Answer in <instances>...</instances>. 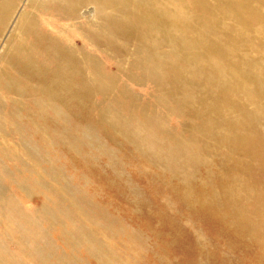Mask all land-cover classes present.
Returning <instances> with one entry per match:
<instances>
[{"label":"rangeland","instance_id":"rangeland-1","mask_svg":"<svg viewBox=\"0 0 264 264\" xmlns=\"http://www.w3.org/2000/svg\"><path fill=\"white\" fill-rule=\"evenodd\" d=\"M96 2L0 0V264H264V102L244 92L237 108L211 118L216 101L209 98L222 93L218 79L199 69L166 75L163 57L156 78L143 76L150 67L131 68L127 60L140 51L138 42L102 26L111 9ZM262 22L249 26L258 25L260 37ZM59 43L64 57L54 49ZM164 45L161 56L170 49ZM257 83L264 93V81ZM235 118L246 128L247 118L261 126L247 131L254 145L221 141L245 132Z\"/></svg>","mask_w":264,"mask_h":264},{"label":"bare ground","instance_id":"bare-ground-1","mask_svg":"<svg viewBox=\"0 0 264 264\" xmlns=\"http://www.w3.org/2000/svg\"><path fill=\"white\" fill-rule=\"evenodd\" d=\"M3 1V0H2ZM10 1V0H9ZM85 1V0H84ZM92 2V0H90ZM93 1H97V2H101L104 1V4L109 7L108 9H111V14L108 13L107 16L102 17V22L100 23L102 26H104L105 28L109 25L113 28V35L115 36H128L132 38L133 41H137V45H139V47H137V50L140 49V51H134L133 49V54H131V52H129L131 55L129 57H127V60H132L133 63L131 64V68H133L134 64H138V66H144V64L148 65L150 67H148L149 70H147L150 74H146V72L142 73L143 76L145 77H153L156 73L159 74V71L156 72V68L159 66L158 64L160 63V61L158 60V57H160V59L165 60V63L167 65V68H165V70L163 69V67H161L168 75V73H179V74H183L185 72H191L195 69H199L202 70V72L205 73L206 78L211 79L212 77L217 78L221 85V89L219 91H221L222 93H219V95H216L214 98H209L210 101L211 100H215L212 105H207L208 106V116L210 115L211 118L212 117H221V114L223 113V109L225 108V106H233L236 107L239 106L241 103V99L242 97H246L244 96V92L248 93L249 99H258L260 101L264 102V93L262 91V85H259L258 79H261L262 81H264V68L262 66L263 62H264V36L260 37L259 36V29L255 26L249 27L250 25H252L255 20H264V8L262 6H260L261 4H264V0H93ZM89 2V1H88ZM96 2V3H97ZM107 2V3H106ZM7 3V2H6ZM10 3V2H9ZM80 3V2H79ZM87 3V2H86ZM95 3V5H96ZM10 5V4H9ZM12 5V4H11ZM70 5V4H69ZM77 5V4H76ZM87 5V4H86ZM94 5V6H95ZM4 6V5H3ZM49 6V5H48ZM73 6V5H72ZM5 7V6H4ZM12 7V6H11ZM45 7V6H44ZM52 7V6H51ZM75 7V6H73ZM261 7V8H260ZM78 8V7H76ZM80 8V7H79ZM3 9V8H2ZM11 9V8H10ZM8 8V10H10ZM46 9H50V8H46ZM69 9V8H68ZM45 10V8H44ZM57 10V9H56ZM55 10V12H56ZM71 10V9H70ZM79 10V9H77ZM31 11V10H30ZM29 11V12H30ZM3 12V11H2ZM7 12V11H6ZM9 12V11H8ZM44 12V11H43ZM73 13V11H70ZM79 13V11H77ZM126 12L128 13L127 16ZM102 13V12H101ZM31 14V13H30ZM50 14V13H49ZM70 14V13H69ZM88 14V13H86ZM7 15V14H5ZM68 15V14H67ZM66 15V16H67ZM76 15V14H73ZM1 17V15H0ZM8 17V16H7ZM71 17V16H69ZM74 17V16H72ZM5 18V17H4ZM2 18V19H4ZM31 18V17H30ZM34 18V17H33ZM76 19H78L77 16H75ZM226 18L228 20H226ZM28 19V18H27ZM69 19V18H68ZM29 20V19H28ZM67 20V19H66ZM73 20V19H71ZM75 20V19H74ZM101 20L100 15H99V19L94 22L93 24H97L99 21ZM3 21V20H2ZM21 21V20H20ZM31 21V20H30ZM35 21V20H34ZM79 21V19H78ZM33 22V21H32ZM37 23V21H35ZM34 22V23H35ZM81 22H79L80 24ZM264 23V22H262ZM33 24V23H30ZM38 24V23H37ZM37 24H33L34 27H36ZM107 24V25H106ZM260 24V22H259ZM27 25V24H26ZM29 25V24H28ZM30 26V25H29ZM32 26V25H31ZM260 26V25H259ZM263 26V24H262ZM261 26V27H262ZM23 28V27H22ZM21 28V29H22ZM25 28V27H24ZM65 28V27H64ZM77 28V27H76ZM81 28V27H80ZM93 28V27H92ZM116 28V29H115ZM26 29V28H25ZM30 29V28H28ZM75 29V28H74ZM82 29V28H81ZM80 29V30H81ZM27 30V29H26ZM79 30V31H80ZM87 30V29H86ZM20 31V30H19ZM22 31V30H21ZM82 31V30H81ZM88 31V30H87ZM86 31V32H87ZM119 33V35L117 34V32ZM24 32V31H23ZM28 32V31H26ZM35 32V30H34ZM33 32V33H34ZM77 32V31H76ZM90 32V31H89ZM263 32V31H262ZM30 33V32H28ZM55 33V32H54ZM59 33V32H58ZM94 37H97L98 33H101L100 31H94L92 32ZM91 33V34H92ZM26 34V33H24ZM35 34V33H34ZM88 34V33H87ZM28 35V34H27ZM26 35V36H27ZM36 35V34H35ZM101 35V34H100ZM99 35V37H100ZM112 35V36H113ZM24 36V35H23ZM39 36V35H38ZM25 37V36H24ZM43 37V36H42ZM58 37V36H57ZM62 37V36H61ZM67 37V36H66ZM37 38V37H36ZM41 38V36H40ZM39 38V40H40ZM54 38V37H53ZM81 38V37H80ZM85 38L84 36L81 38L83 39ZM116 38V37H115ZM59 39V38H58ZM64 40V38H62ZM112 39V38H110ZM121 39V37L119 38ZM118 40L121 41V40ZM35 40V39H34ZM33 40V41H34ZM51 40V39H48ZM54 40V39H53ZM86 40L93 42L94 39H92L91 37H87L86 36ZM101 40V39H100ZM108 40V39H107ZM27 41V40H26ZM44 41V40H43ZM42 41V42H43ZM52 41V40H51ZM56 41V40H55ZM66 41V40H65ZM64 41V42H65ZM106 41V40H105ZM36 42V41H35ZM41 42V43H42ZM46 42V41H45ZM49 42V41H48ZM54 42V41H53ZM114 42V41H112ZM116 42V40H115ZM123 42V41H122ZM39 43V44H41ZM58 43V42H57ZM74 43V42H73ZM94 43V42H93ZM99 43V42H98ZM107 43V42H106ZM109 43V42H108ZM117 43V42H116ZM126 43V42H125ZM124 43V44H125ZM22 44V43H21ZM27 44V42H26ZM36 44V43H34ZM45 44V43H44ZM52 44V42H51ZM54 44V43H53ZM67 44V43H66ZM96 44V43H94ZM119 44V43H118ZM136 44V43H135ZM169 45L171 47L168 46L169 51H166L163 56H161L162 51H159L161 47H164L165 45ZM20 45V43H19ZM18 45V46H19ZM23 45V44H22ZM32 45V43H31ZM47 45V44H46ZM60 45V43H59ZM64 45V44H63ZM72 45V44H71ZM93 45V44H92ZM121 45V44H120ZM127 45V43H126ZM164 45V46H162ZM45 46V45H44ZM54 46H56L54 44ZM62 43L60 45V48H54V49H58V50H62L61 49ZM97 46V44H96ZM125 46V45H124ZM128 46V45H127ZM21 47V46H20ZM34 47V46H33ZM35 47H37L35 45ZM39 47V46H38ZM46 47V46H45ZM52 47V46H51ZM50 47V48H51ZM100 47V46H99ZM120 47L123 46L121 45ZM135 47V46H134ZM166 47V46H165ZM249 47L250 52L248 53L246 50ZM32 48V47H31ZM65 48V47H62ZM106 48V47H105ZM108 48V47H107ZM127 48V47H126ZM131 48V47H130ZM20 49V48H19ZM22 49V48H21ZM24 49V48H23ZM26 49V48H25ZM33 49V48H32ZM38 49V48H37ZM48 47L44 50H47ZM102 49V48H101ZM136 49V48H135ZM29 50V49H28ZM41 51V49H39ZM38 50V51H39ZM43 50V51H44ZM52 50V48H51ZM67 50V49H66ZM90 50V49H89ZM125 50V48H124ZM129 50V49H128ZM21 51V50H20ZM35 51V50H33ZM32 51V52H33ZM69 51V50H68ZM71 51V50H70ZM109 51V50H108ZM132 51V50H131ZM159 51V54H158ZM31 52V51H30ZM45 52V51H44ZM51 52V51H50ZM64 49L62 50V57H64ZM86 52V51H85ZM110 52V51H109ZM126 52V50H125ZM128 52V51H127ZM17 53V52H16ZM25 53V52H24ZM35 53V52H34ZM53 53V51L51 52ZM57 53V51H56ZM72 53V52H71ZM70 53V54H71ZM30 55L32 53H29ZM28 54V55H29ZM64 54V55H63ZM68 54V53H67ZM74 54V53H72ZM128 54V53H126ZM39 55H42L39 53ZM44 55V54H43ZM42 55V56H43ZM45 55H48V53ZM51 55V54H50ZM75 55V54H74ZM73 55V56H74ZM57 56V55H56ZM59 56H61V54H59ZM91 56V55H90ZM116 56V55H115ZM16 57V56H15ZM21 57V56H20ZM30 57V56H29ZM33 58L35 56H32ZM39 57V56H38ZM41 57V56H40ZM52 57V56H50ZM58 57V56H57ZM66 57V56H65ZM84 57V56H83ZM92 57H95L94 55H92ZM91 57V58H92ZM117 57V56H116ZM18 58V57H17ZM46 58V57H45ZM74 58V57H73ZM90 59V57H88ZM28 59V58H27ZM48 59V58H47ZM46 59V60H47ZM50 59V58H49ZM53 59V58H52ZM60 59V57H59ZM65 59V58H64ZM72 58H70L71 60ZM76 59V58H75ZM74 59V60H75ZM125 59V58H124ZM124 59H120V63L121 66L124 63ZM34 60V59H33ZM38 60V59H37ZM34 60V61H37ZM54 60V59H53ZM57 60V59H55ZM73 60V59H72ZM78 60H80L78 58ZM82 60V59H81ZM85 60V59H84ZM91 60V59H90ZM16 61V60H15ZM19 61V60H18ZM44 61V60H43ZM67 61V59L65 60ZM21 63V61H19ZM18 62V63H19ZM28 62L29 59H28ZM33 62V61H32ZM31 62V63H32ZM47 62V61H46ZM49 62V61H48ZM56 62V61H53ZM68 62V61H67ZM73 62V61H72ZM76 62V61H75ZM78 62V61H77ZM81 63H84L82 61H80ZM119 61H117L118 63ZM182 62V66H179L178 63ZM16 63V62H15ZM36 63V62H35ZM60 63V61H59ZM64 63V62H63ZM62 63V64H63ZM66 63V62H65ZM89 63V62H88ZM17 64V63H16ZM15 64V65H16ZM27 64V62H26ZM42 64V62H41ZM40 64V65H41ZM55 64V63H54ZM52 63V65H54ZM61 64V63H60ZM68 64H71L68 62ZM74 64V62H73ZM119 64H115V65H119ZM125 64V63H124ZM130 64V62L128 63ZM23 65V64H21ZM33 65V64H32ZM37 65V63H36ZM56 65V64H55ZM72 65V64H71ZM95 65V64H94ZM161 65V64H160ZM264 65V64H263ZM50 65H47V67ZM57 66H58V62H57ZM61 65H59L60 67ZM73 66V65H72ZM71 66V69H72ZM79 66V65H78ZM137 66V65H135ZM134 66V67H135ZM162 66V65H161ZM197 66V68H196ZM19 67V66H18ZM27 67V66H26ZM29 67V66H28ZM27 67V68H28ZM33 67V66H31ZM36 67V66H35ZM34 67V68H35ZM44 67V66H43ZM46 67V66H45ZM70 67V66H69ZM68 67V68H69ZM195 67V68H194ZM251 67H254V69H258L259 72L255 70L256 73H258L259 78L257 76H253L250 71H248V69L250 70ZM24 68V67H23ZM49 68V67H48ZM61 69H63L62 67H60ZM65 68L64 69H68ZM74 68V67H73ZM80 68V67H79ZM137 68V67H136ZM30 69V68H29ZM32 69V68H31ZM39 69V68H38ZM46 69V68H45ZM43 69V70H45ZM54 69V68H53ZM56 69V68H55ZM142 69V68H141ZM145 69V68H144ZM147 69V68H146ZM160 69V68H159ZM161 69V70H162ZM48 70V69H47ZM76 70V69H74ZM139 70V69H138ZM25 71V70H24ZM33 71V70H30ZM41 71V70H40ZM46 71V70H45ZM57 71V70H55ZM64 71V70H63ZM73 71V70H72ZM82 71V70H80ZM85 72V69L83 70ZM133 71V70H132ZM130 71V72H132ZM198 71V70H197ZM28 71H26V75ZM49 72V71H48ZM61 72V71H60ZM58 72V73H60ZM117 71H115L116 73ZM196 72V71H195ZM201 72V73H202ZM253 73H255L253 70L251 71ZM38 73V72H37ZM51 74H53V72H50ZM56 72H54V74H56L55 77L58 78ZM68 73V72H67ZM88 73V72H87ZM90 73V72H89ZM136 73V72H135ZM138 73V72H137ZM161 73V71H160ZM194 73V72H193ZM191 73V74H193ZM255 73V74H256ZM40 74H42L40 72ZM45 74V72H44ZM42 74V75H44ZM85 75V73H83ZM82 74V75H83ZM97 74V73H96ZM196 74V73H195ZM19 75V73H18ZM49 75V74H47ZM67 75V74H66ZM69 75V74H68ZM81 75V74H80ZM81 75V76H82ZM141 75V76H142ZM163 75V74H162ZM174 75V74H173ZM184 75V74H183ZM257 75V74H256ZM32 76V75H31ZM41 76V75H40ZM38 76V77H40ZM53 76V75H52ZM54 76L52 78H54ZM64 76V75H63ZM62 76V77H63ZM140 76V77H141ZM142 76V77H143ZM161 76V74H160ZM158 76V77H160ZM176 76V75H175ZM202 79L205 77L204 74L202 75ZM21 77V76H20ZM37 77V76H36ZM61 77V74H60ZM68 77V76H67ZM88 77V76H87ZM86 77V78H87ZM143 77V78H145ZM155 77V76H154ZM163 77L166 79V76L163 75ZM174 77V76H173ZM181 77H185L181 76ZM197 77V76H196ZM27 78V77H25ZM34 78V77H32ZM52 78L50 81H52ZM70 78V77H69ZM67 78V80L69 79ZM78 78V76H77ZM85 78V77H84ZM82 77V79H84ZM156 78V77H155ZM180 78V77H179ZM178 78V79H179ZM204 78V79H206ZM252 78V80L255 82L254 86H249L248 82L249 79ZM24 79V78H23ZM61 79V78H60ZM66 79V78H65ZM162 79V78H161ZM206 79V82H208ZM55 80V79H54ZM53 80V81H54ZM66 80V82H67ZM74 80V78H73ZM81 80V79H80ZM85 80V79H84ZM90 80V77H89ZM94 80V79H93ZM158 80V78H157ZM160 80V78H159ZM174 80V79H173ZM176 80H177V76H176ZM181 80V79H179ZM200 80V79H199ZM198 80V81H199ZM65 81V80H64ZM95 81V80H94ZM93 81V82H94ZM214 81V80H213ZM212 81V82H213ZM56 82V81H55ZM63 82V81H62ZM63 82V83H66ZM76 82V81H74ZM74 82L73 85L71 86H77V84H75ZM90 82V81H89ZM88 82V83H89ZM181 82V81H180ZM203 82V81H201ZM204 82V83H206ZM212 82H209L212 84ZM215 82V81H214ZM260 82V81H259ZM60 83V82H58ZM95 83V82H94ZM173 83V82H172ZM171 83V84H172ZM198 83V82H197ZM206 83V84H209ZM262 83V82H261ZM52 84H54V82H52ZM51 84V85H52ZM75 84V85H74ZM174 84V83H173ZM252 84V83H251ZM44 86V84H42ZM56 86V84H54ZM81 85V84H79ZM214 86V83L212 84ZM219 85V86H220ZM41 86V85H40ZM50 86V84H49ZM60 86V85H59ZM67 86V85H66ZM66 86L63 90L66 89ZM83 86V85H82ZM91 86V84L89 85ZM198 86V84H197ZM261 86V87H260ZM52 87V86H50ZM62 87V86H61ZM177 87V85H176ZM193 87V86H192ZM196 87V86H195ZM208 87V86H207ZM12 88V87H11ZM85 88V87H84ZM194 88V87H193ZM220 88V87H219ZM44 89L45 86H44ZM68 89V88H67ZM75 91L76 89L73 88ZM79 89L81 90V88L79 87ZM87 88H85L86 90ZM93 89V88H92ZM178 89V88H177ZM191 89V88H190ZM190 89H185V91H188ZM52 90V88H51ZM71 90V87L70 89ZM193 90V89H192ZM200 90V89H199ZM88 91V90H86ZM84 91V92H86ZM92 91V90H91ZM179 91V90H178ZM182 91V90H181ZM184 91V90H183ZM184 91V92H185ZM77 92V91H76ZM81 92V91H79ZM172 92V91H171ZM183 92V93H184ZM194 91H192L193 93ZM198 92V91H197ZM196 92V93H197ZM254 92L257 93V95H254ZM58 93V92H57ZM60 93V90H59ZM62 93H66L64 91H62ZM72 92H70L71 94ZM78 93V92H77ZM179 93V92H177ZM183 93L181 95H183ZM186 93V92H185ZM205 93V92H204ZM203 93V94H204ZM86 94V93H85ZM89 94V93H88ZM180 94V93H179ZM188 94H190V92H188ZM201 94V93H200ZM204 95H208V91L206 92V94ZM53 95V94H52ZM51 95V96H52ZM62 95V94H61ZM60 95V96H61ZM76 95V94H75ZM74 95V96H75ZM193 95V94H192ZM210 95V94H209ZM246 95V94H245ZM59 96V97H60ZM66 96V95H65ZM70 96V95H69ZM78 96V95H76ZM79 96H81V94L79 93ZM211 96V95H210ZM208 96V97H210ZM219 96V97H218ZM48 97V96H47ZM53 97V96H52ZM51 97V98H52ZM83 97V94H82ZM81 97V98H82ZM86 97V95L84 96ZM218 97V98H217ZM46 98V96L44 97ZM62 98V97H61ZM75 98V97H74ZM79 97H77L76 99H78ZM187 98V97H186ZM50 99V96L49 98ZM65 99V98H64ZM73 99V98H72ZM191 99H193L191 97ZM217 99V100H216ZM68 100V99H67ZM69 100L70 97H69ZM74 100V99H73ZM79 100V99H78ZM186 100V99H185ZM188 100V99H187ZM195 100L198 101V99L195 98ZM257 100V101H258ZM49 101V100H48ZM72 101V100H71ZM71 101H66V102H71ZM200 101V100H199ZM203 101V100H201ZM259 101V102H260ZM44 102H47L44 100ZM189 102V101H187ZM195 102V101H194ZM262 102V103H263ZM196 103V102H195ZM248 103V102H246ZM208 104V103H207ZM260 104V103H257ZM256 104V105H257ZM204 105V104H203ZM261 105V104H260ZM191 106V105H190ZM198 106V105H196ZM248 105H246L247 107ZM202 107V106H201ZM200 107V109H201ZM203 108V107H202ZM230 108V107H228ZM259 108V107H258ZM261 108V107H260ZM262 108H264L262 106ZM261 108V109H262ZM234 109V108H233ZM241 109V108H240ZM257 109V108H255ZM260 109V110H261ZM225 110V109H224ZM230 111H232V109H229ZM195 111V110H194ZM196 111H198L196 109ZM206 110H204V113ZM234 111V110H233ZM232 111V112H233ZM241 111V110H240ZM262 111V110H261ZM264 111V109H263ZM190 112V110H189ZM200 113V110L198 111ZM198 112L195 114V116L198 114ZM202 112V111H201ZM107 112H105V115ZM191 113V112H190ZM203 113V112H202ZM206 113V114H207ZM237 113V111H236ZM234 113V114H236ZM239 114H243V112H238ZM259 112H255V114L257 115ZM233 114V113H232ZM260 114L262 115V113L260 112ZM103 115V114H102ZM104 115V116H105ZM111 115V114H109ZM108 115V116H109ZM201 114H198L197 116L200 117ZM230 112H229V116H230ZM112 116V115H111ZM115 116V115H114ZM203 115H201L202 117ZM224 116V114H223ZM237 116V114H236ZM239 116V115H238ZM237 116V117H238ZM248 116V115H247ZM246 116V117H247ZM194 117V116H192ZM197 117V118H199ZM207 117V116H206ZM228 117V115H227ZM226 117V118H227ZM241 117V116H240ZM249 117V116H248ZM260 117L261 116H257ZM263 117V116H262ZM117 118V117H116ZM209 118V117H208ZM226 118H224L225 120H227ZM228 118H232L231 116ZM243 118V116H242ZM264 118V117H263ZM105 119V118H104ZM107 119V118H106ZM111 120V118H109ZM206 119V118H205ZM223 119V118H222ZM236 122V126L237 127H241L242 129L245 130L244 133L241 134H236L237 136H233V135H227L226 131H225V135L226 136H222L224 135L223 132H220L222 135L221 137H223V139L220 140L223 142H228L230 144H236L239 145L240 143H243L245 146H249V145H254L255 144V139L253 138V135L249 134V132H247L250 129L255 130L258 127L264 126L261 124V126L259 125L258 127L255 128L256 121L254 119H246L247 124L246 127H244L241 124H238V118ZM262 119V118H261ZM102 120V119H101ZM109 120V121H110ZM200 120V119H197ZM221 120V119H220ZM224 120V121H225ZM233 120V119H232ZM242 119L240 118V121ZM260 120V119H259ZM264 120V119H263ZM103 121V120H102ZM124 121V120H123ZM128 121V120H126ZM205 122V120H202V122ZM216 121V120H215ZM219 121V120H217ZM223 121V120H222ZM223 121V122H224ZM239 121V123H240ZM245 121V120H243ZM242 121V122H243ZM105 122V120H104ZM107 122V121H106ZM113 121L111 120V123ZM213 121H210V124ZM102 123V122H101ZM122 123V122H121ZM120 123V125H121ZM127 123V122H126ZM129 123V122H128ZM127 123V124H128ZM209 123V122H208ZM219 123V122H218ZM222 123V122H221ZM225 123V122H224ZM244 123V122H243ZM258 123V122H257ZM261 123L264 124V122L261 121ZM108 124V123H106ZM200 123H198L199 125ZM217 124V122H216ZM220 124V123H219ZM218 124V125H219ZM119 125V123L117 124ZM119 125V126H120ZM196 125V124H195ZM201 125H203L201 123ZM216 125V126H218ZM255 125V126H254ZM107 126V125H106ZM111 127V124L108 125ZM116 126V124H115ZM117 126V127H119ZM129 127V124L127 125ZM126 126V127H127ZM197 126V125H196ZM210 125H204V128L208 127ZM214 126V128L216 127ZM224 126V125H223ZM229 126V125H228ZM126 127H124L126 129ZM200 127V126H199ZM198 127V128H199ZM202 127V126H201ZM219 127H222L221 124L219 125ZM217 127V128H219ZM225 127V126H224ZM116 128V127H115ZM197 128V129H198ZM213 128V127H212ZM211 128V129H212ZM226 128H228L226 126ZM112 130V128H110ZM120 129V127L118 128ZM123 129V128H122ZM137 129V128H136ZM139 129V127H138ZM196 129V127H195ZM200 129V128H199ZM198 129V130H199ZM209 129V128H208ZM262 129V128H260ZM259 129V130H260ZM117 130V129H115ZM129 130V129H128ZM142 130V129H140ZM197 130V132H198ZM203 130V129H201ZM217 130V129H216ZM216 130H211L212 131H216ZM220 130V129H219ZM239 130V129H236ZM264 130V128H263ZM134 131V130H133ZM158 131V129H157ZM160 131V130H159ZM207 131V130H206ZM218 131V130H217ZM224 131V130H222ZM17 132V131H16ZM205 132V131H204ZM209 133V131H207ZM206 132V133H207ZM230 132V131H229ZM243 132V131H242ZM263 132V131H262ZM193 133V130H192ZM191 133V134H192ZM201 133V131H200ZM203 133V134H206ZM213 133V132H212ZM235 133V131H234ZM127 133H125L126 135ZM144 134V133H143ZM195 134H197L195 132ZM253 134V133H252ZM264 134V133H263ZM129 135V133H128ZM193 135V134H192ZM190 135V136H192ZM213 135V134H212ZM210 134V136H212ZM130 136V135H129ZM127 136V137H129ZM134 136V135H133ZM138 136V135H136ZM135 136V137H136ZM156 136V135H155ZM189 136V137H190ZM202 136V135H201ZM209 136V135H208ZM209 136V137H210ZM139 139L141 138L140 136H138ZM194 137V136H193ZM133 138V137H132ZM151 138V137H150ZM181 138V137H180ZM197 138V137H196ZM202 138V137H200ZM149 139V138H148ZM174 139H177L174 137ZM173 139V140H174ZM182 139V138H181ZM192 139V138H191ZM203 139V138H202ZM172 140V139H171ZM180 140V139H179ZM190 140V139H189ZM194 140V139H192ZM181 141V140H180ZM188 142V140H186ZM184 141V142H186ZM197 141V140H196ZM142 142V141H141ZM192 142V141H191ZM194 142V141H193ZM192 142V143H193ZM140 143V141H139ZM174 143V142H172ZM198 142H196L195 144H197ZM143 144L145 145V142H143ZM147 144V143H146ZM189 144V143H188ZM200 144V143H199ZM199 144H197L199 146ZM186 145V144H185ZM108 146V145H107ZM143 146V145H142ZM190 146V145H188ZM196 146V145H194ZM193 147V146H192ZM191 147V148H192ZM190 148V149H191ZM196 148V147H195ZM184 150V149H183ZM182 150V151H183ZM198 151V150H197ZM235 152V151H234ZM199 153V152H198ZM197 153V154H198ZM159 154V153H158ZM234 155V153H232ZM179 155V153H178ZM196 155V154H195ZM243 155V154H241ZM157 157V156H156ZM196 156H194L195 158ZM198 157V156H197ZM245 157V156H244ZM171 158V157H170ZM180 158V156H179ZM197 159V158H196ZM157 160V159H156ZM161 160H159L160 162ZM180 161V160H179ZM166 162V161H165ZM195 162V161H193ZM192 162V163H193ZM168 165V163H167ZM193 166V165H192ZM186 168V166H185ZM183 171H185L186 169L188 170V168H186ZM178 169V168H177ZM182 171V172H183ZM185 175V174H184ZM225 201V200H224ZM264 206V205H263Z\"/></svg>","mask_w":264,"mask_h":264}]
</instances>
